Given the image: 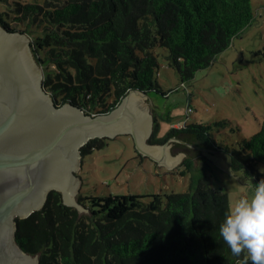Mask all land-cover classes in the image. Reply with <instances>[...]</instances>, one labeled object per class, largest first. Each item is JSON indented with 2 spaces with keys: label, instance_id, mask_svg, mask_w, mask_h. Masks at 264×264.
<instances>
[{
  "label": "trees",
  "instance_id": "16d2710c",
  "mask_svg": "<svg viewBox=\"0 0 264 264\" xmlns=\"http://www.w3.org/2000/svg\"><path fill=\"white\" fill-rule=\"evenodd\" d=\"M11 11H0V22L31 37L54 99L87 114L112 110L132 89L167 95L157 79V47L168 51L167 63L184 84L210 67L255 19L252 0L17 1ZM212 127L192 123L157 139L156 119L150 141L162 143L179 132L221 148ZM108 139H91L82 154L105 147ZM223 149L236 174L261 177L264 121L238 148ZM183 164L192 168L189 158ZM79 201L88 213L51 191L41 210L18 220L17 242L39 254L40 264H252L243 252L233 255L221 237L229 196L203 174L187 191L167 194L163 208L157 195H80Z\"/></svg>",
  "mask_w": 264,
  "mask_h": 264
},
{
  "label": "rangeland",
  "instance_id": "374dc122",
  "mask_svg": "<svg viewBox=\"0 0 264 264\" xmlns=\"http://www.w3.org/2000/svg\"><path fill=\"white\" fill-rule=\"evenodd\" d=\"M17 1L45 2L0 0V11L11 13ZM252 5L255 19L251 25L233 38L210 67L198 70L192 81L183 84L177 71L167 63L168 51L162 47L155 49L160 62L157 79L167 92L148 93L158 109H151L154 120L157 119L155 138L163 139L173 129L192 123L210 124L211 134L221 148L210 149L194 136L176 132L171 135L178 139L171 153L182 151L186 155L181 164L168 169L143 156L131 135L109 138L105 147L83 157L77 172L81 178L77 200L80 195H157L158 205L163 208L167 194L187 191L191 181L202 174L209 178L212 187L228 193L230 207L241 198H251L255 184L264 179V168L259 166L261 177L236 174L223 146L238 148L264 121V0H252ZM221 121L226 124H215ZM187 158L192 164L189 170L183 164Z\"/></svg>",
  "mask_w": 264,
  "mask_h": 264
},
{
  "label": "water",
  "instance_id": "95a60500",
  "mask_svg": "<svg viewBox=\"0 0 264 264\" xmlns=\"http://www.w3.org/2000/svg\"><path fill=\"white\" fill-rule=\"evenodd\" d=\"M152 106L138 89L105 113L58 103L44 84L30 36L0 22V264H40L39 254L17 242L16 231L18 220L41 210L51 191L60 192L65 205L88 211L76 195L82 147L91 139L131 135L137 150L158 165L173 169L182 162L186 154L170 150L176 136L150 141Z\"/></svg>",
  "mask_w": 264,
  "mask_h": 264
},
{
  "label": "clouds",
  "instance_id": "9594fccd",
  "mask_svg": "<svg viewBox=\"0 0 264 264\" xmlns=\"http://www.w3.org/2000/svg\"><path fill=\"white\" fill-rule=\"evenodd\" d=\"M219 232L233 255L243 252L252 264H264V179L255 184L250 199L230 207Z\"/></svg>",
  "mask_w": 264,
  "mask_h": 264
},
{
  "label": "flooded vegetation",
  "instance_id": "af4514ba",
  "mask_svg": "<svg viewBox=\"0 0 264 264\" xmlns=\"http://www.w3.org/2000/svg\"><path fill=\"white\" fill-rule=\"evenodd\" d=\"M167 140H168V139H167ZM167 140H165V141H167ZM165 141H164V142H165ZM150 159H151V158H150ZM151 160H152V159H151ZM153 161H154V160H153ZM154 162H156V161H154ZM156 164L158 165V163H157V162H156Z\"/></svg>",
  "mask_w": 264,
  "mask_h": 264
},
{
  "label": "crops",
  "instance_id": "0c3cea01",
  "mask_svg": "<svg viewBox=\"0 0 264 264\" xmlns=\"http://www.w3.org/2000/svg\"><path fill=\"white\" fill-rule=\"evenodd\" d=\"M182 161H183V160H182ZM181 163H182V162H181ZM181 163H180V164H181Z\"/></svg>",
  "mask_w": 264,
  "mask_h": 264
},
{
  "label": "built area",
  "instance_id": "2783aa9c",
  "mask_svg": "<svg viewBox=\"0 0 264 264\" xmlns=\"http://www.w3.org/2000/svg\"><path fill=\"white\" fill-rule=\"evenodd\" d=\"M191 110V109H190Z\"/></svg>",
  "mask_w": 264,
  "mask_h": 264
}]
</instances>
